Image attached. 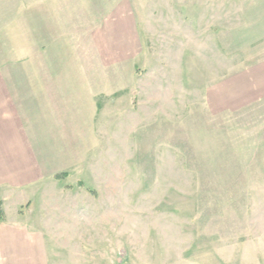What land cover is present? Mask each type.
I'll return each instance as SVG.
<instances>
[{
	"label": "rangeland",
	"instance_id": "374dc122",
	"mask_svg": "<svg viewBox=\"0 0 264 264\" xmlns=\"http://www.w3.org/2000/svg\"><path fill=\"white\" fill-rule=\"evenodd\" d=\"M2 4L0 264H264V0Z\"/></svg>",
	"mask_w": 264,
	"mask_h": 264
},
{
	"label": "crops",
	"instance_id": "0c3cea01",
	"mask_svg": "<svg viewBox=\"0 0 264 264\" xmlns=\"http://www.w3.org/2000/svg\"><path fill=\"white\" fill-rule=\"evenodd\" d=\"M3 1H9V0H0V8L2 7ZM28 1V10L27 14L30 18V26L34 27L35 24V17H39L40 15L42 16L43 24L45 19L50 17V13L48 11L51 10V3L52 0H27ZM41 4V5H40ZM42 11V13H41ZM2 9H0V17H2ZM28 24V26H29ZM45 25V24H44ZM0 27H1V22H0ZM22 157V156H20ZM28 160L27 158H20V160ZM23 168V167H22ZM19 168L20 171L23 169ZM31 171V170H29ZM6 229L8 230H15L13 227H7Z\"/></svg>",
	"mask_w": 264,
	"mask_h": 264
},
{
	"label": "trees",
	"instance_id": "16d2710c",
	"mask_svg": "<svg viewBox=\"0 0 264 264\" xmlns=\"http://www.w3.org/2000/svg\"><path fill=\"white\" fill-rule=\"evenodd\" d=\"M0 220H1V218H0Z\"/></svg>",
	"mask_w": 264,
	"mask_h": 264
}]
</instances>
